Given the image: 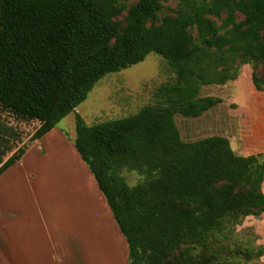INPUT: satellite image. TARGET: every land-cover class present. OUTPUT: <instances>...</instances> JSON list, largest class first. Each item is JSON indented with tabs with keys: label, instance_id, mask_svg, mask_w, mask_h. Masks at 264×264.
Wrapping results in <instances>:
<instances>
[{
	"label": "trees",
	"instance_id": "16d2710c",
	"mask_svg": "<svg viewBox=\"0 0 264 264\" xmlns=\"http://www.w3.org/2000/svg\"><path fill=\"white\" fill-rule=\"evenodd\" d=\"M167 1L0 0V105L38 121L32 142L105 75L161 55L176 78L158 87V101L90 126L76 113L74 145L127 240L128 264H223L212 246L264 213V153L235 155L226 137L211 135L218 122L209 130L196 118L224 101L205 87L237 79L240 64L262 66L252 80L264 90V0H176V15L156 23ZM225 11L221 25L207 16ZM26 151L4 160L0 149V175ZM125 169L143 180L130 185ZM252 235L245 255L264 264Z\"/></svg>",
	"mask_w": 264,
	"mask_h": 264
},
{
	"label": "rangeland",
	"instance_id": "374dc122",
	"mask_svg": "<svg viewBox=\"0 0 264 264\" xmlns=\"http://www.w3.org/2000/svg\"><path fill=\"white\" fill-rule=\"evenodd\" d=\"M136 1L130 0V4ZM178 8L176 0L163 2L155 22L159 23L165 16L176 15ZM124 16L118 19L123 20ZM207 16L221 25L227 12H222V19L213 12ZM235 16L238 21L244 17L240 12ZM193 34L198 35L197 29ZM252 70L261 74L262 66L240 64L237 80L227 85L229 99L239 106L260 107L264 104V90L253 84ZM175 77L167 60L154 52L138 64L105 75L75 112L58 123L56 129L64 139L61 142L48 140L42 146L44 153L39 144L30 141L39 126L38 121L25 120L0 105L3 159L6 160L20 147L27 146L29 150L23 162L18 160L8 173L0 176V264H13L15 258L17 264H38L40 258L48 257V234L58 236L57 233L65 232L90 236L96 240L97 246L102 242L106 247L100 250H108L109 264H118L113 261V231L117 233L119 228L113 225V222L117 225L116 221L105 211L101 197L97 196L93 173L75 155V116L79 113L88 124H94L138 112L144 105L155 104L158 87L175 80ZM122 173L130 185L143 180L136 171L125 169ZM252 232L247 218L234 225L229 239L219 246H212L217 250L219 261L223 264H262L261 260L247 259L245 255L247 242L253 239ZM83 242L87 244V240ZM94 243L88 245L95 246Z\"/></svg>",
	"mask_w": 264,
	"mask_h": 264
},
{
	"label": "crops",
	"instance_id": "0c3cea01",
	"mask_svg": "<svg viewBox=\"0 0 264 264\" xmlns=\"http://www.w3.org/2000/svg\"><path fill=\"white\" fill-rule=\"evenodd\" d=\"M252 74H253V70H252ZM236 80L237 79L233 81ZM233 81H229L224 85H212L205 87V94L222 97L224 101L214 106L209 111L205 112L203 116L196 119H200V118L208 119L207 121L209 125V130L216 129L215 122H218L219 132L217 133L214 132L211 135L217 134L226 137L229 140L232 151L235 153V155L248 157L250 155L264 153V147L262 146L264 145V104H262L260 107H258L257 105L239 106L234 101H231L228 95L229 92L226 89H227V85ZM253 92H255V89L253 90ZM262 96L264 101V92ZM232 104H235L236 106L232 107ZM145 106L146 105L140 107L139 111H141ZM218 108L220 109V116L217 118L215 116L216 115L215 112L217 111ZM130 114H134V113H130ZM83 119L85 123L89 126L101 123L98 122L94 124H88L84 117ZM111 120H115V119H111ZM63 139H64L63 135L61 134L60 131L58 132V130L55 127L40 139H36L32 141V143L39 144V149L44 153L45 149L42 146L44 143H48V140L54 142L57 141L61 142ZM28 152L29 150L27 149L26 153L20 159L21 162L25 160ZM75 155L81 158L76 148H75ZM81 160L83 161L82 158ZM14 165L9 167L2 175L8 173L10 169L13 168ZM95 185L99 193V194L97 193V196L101 197L100 199L103 207L105 208V211L107 210L111 218L113 217L112 220L113 219L115 220V217L109 207V204L106 203L107 200L103 192L99 188L97 181ZM262 190L264 192V182L262 184ZM103 197L105 198L106 201L104 200ZM247 222L258 236L257 243L264 246V213L260 216H253V215L248 216ZM113 225L116 228H119L118 224L115 225L114 222ZM112 230H114V228ZM57 234L58 236L57 235L54 236L51 233L48 234V241L50 246L49 247L50 250L48 249L47 252L48 257L44 259L40 258V260L38 259L39 260L38 264H104V263L109 264L110 260H109V255L107 254L108 250L106 249L107 250L106 252L103 249L100 250L101 248L106 247L102 242H98V244L101 243L102 245L101 247V245L97 246L96 240L93 239L92 237L89 238L90 236L84 237L81 235L79 236L76 233H68V232L67 233L65 232L64 234L61 233H57ZM113 234L115 235L114 236L115 250L113 252V258H114L113 261L114 260L117 261L118 264H128L129 246L127 240L120 231V229L119 232L117 233L113 231ZM83 240L85 241L87 240L86 245H85L86 242L84 243ZM92 243H94L95 246L88 245ZM89 246L90 248H88ZM262 260L264 261V255L262 257ZM13 264H17L16 258L13 260Z\"/></svg>",
	"mask_w": 264,
	"mask_h": 264
}]
</instances>
